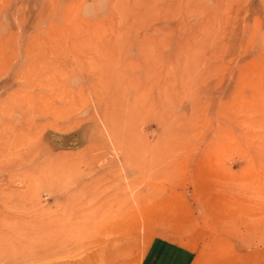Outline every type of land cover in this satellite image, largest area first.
Returning <instances> with one entry per match:
<instances>
[{
	"label": "rangeland",
	"instance_id": "obj_1",
	"mask_svg": "<svg viewBox=\"0 0 264 264\" xmlns=\"http://www.w3.org/2000/svg\"><path fill=\"white\" fill-rule=\"evenodd\" d=\"M0 264H264V0H0Z\"/></svg>",
	"mask_w": 264,
	"mask_h": 264
}]
</instances>
